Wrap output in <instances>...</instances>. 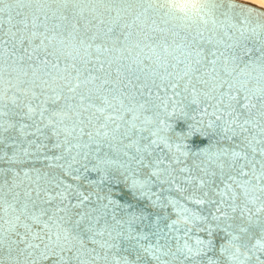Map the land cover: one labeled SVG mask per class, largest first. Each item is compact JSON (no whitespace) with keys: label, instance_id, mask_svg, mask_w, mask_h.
<instances>
[{"label":"clouds","instance_id":"obj_1","mask_svg":"<svg viewBox=\"0 0 264 264\" xmlns=\"http://www.w3.org/2000/svg\"><path fill=\"white\" fill-rule=\"evenodd\" d=\"M0 0V264H264V10Z\"/></svg>","mask_w":264,"mask_h":264},{"label":"bare ground","instance_id":"obj_2","mask_svg":"<svg viewBox=\"0 0 264 264\" xmlns=\"http://www.w3.org/2000/svg\"><path fill=\"white\" fill-rule=\"evenodd\" d=\"M250 6H255L258 10H264V0H251Z\"/></svg>","mask_w":264,"mask_h":264},{"label":"water","instance_id":"obj_3","mask_svg":"<svg viewBox=\"0 0 264 264\" xmlns=\"http://www.w3.org/2000/svg\"><path fill=\"white\" fill-rule=\"evenodd\" d=\"M48 264H51V261H49Z\"/></svg>","mask_w":264,"mask_h":264}]
</instances>
